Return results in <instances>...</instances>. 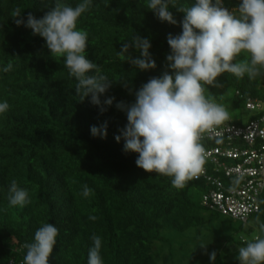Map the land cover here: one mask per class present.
<instances>
[{"label":"trees","instance_id":"obj_1","mask_svg":"<svg viewBox=\"0 0 264 264\" xmlns=\"http://www.w3.org/2000/svg\"><path fill=\"white\" fill-rule=\"evenodd\" d=\"M78 2L64 0L73 7ZM191 2L177 0L175 8L170 6L177 21L173 25L161 22L144 0H92L77 28L88 34L85 55L111 81L100 99L115 101L101 113L90 97L80 100L75 93V80L63 58L51 56L43 38L15 22L20 18L13 17L15 10L24 18L31 13L40 19L53 0H0V66L13 65L9 72H0V100L9 104L0 115V264H22L25 245L33 242L43 223H53L59 230L49 264H87L93 235L101 237L103 264H239L236 254L244 246L243 233L258 229L256 220L247 226L248 220L257 215L264 222V191L259 212L246 223L235 220L205 204L213 190L209 178H223L210 159L204 157L203 174L175 189L171 178L137 167V154L124 153L123 140L114 139L127 124L126 114L115 103H133L135 91L149 79L166 71L171 74L166 38L181 33L183 13L176 9ZM222 2L229 10L238 4ZM134 35L150 41L155 69L141 71L117 55ZM128 55L136 58L139 52L130 47ZM245 56L236 60H246ZM228 91L234 96L228 97ZM205 96L223 106L245 108L246 121L224 122L244 126L259 116L245 103L264 101V78L237 79L226 72L205 86ZM105 122L106 138L93 137L90 127ZM200 143L204 150L224 146L219 140ZM12 180L28 190L29 202L23 207L8 203ZM231 181L225 179V184L232 185ZM84 185L92 190L88 197L81 194ZM233 222L241 226L235 228ZM175 239L185 243L173 251ZM213 252L216 257L211 261Z\"/></svg>","mask_w":264,"mask_h":264},{"label":"clouds","instance_id":"obj_2","mask_svg":"<svg viewBox=\"0 0 264 264\" xmlns=\"http://www.w3.org/2000/svg\"><path fill=\"white\" fill-rule=\"evenodd\" d=\"M144 2L161 22L177 24L170 11V6L176 7L177 0ZM91 4L92 0H79L73 7L64 0H53V6L40 19L31 13L24 18L19 9L13 17H20L15 21L17 26L23 25L32 35L43 38L51 56L63 58L80 100L90 97V103L103 113L115 101V97L100 99L111 81L85 55L88 34L77 28L78 19ZM176 10L183 13L179 22L181 33L166 38L170 54L165 59L171 74L166 71L149 79L135 91L133 103H115V108L126 114L127 124L114 139L117 143L123 140L124 153L137 154V167L169 177L173 188L183 189L203 172L202 134L229 118L223 105L206 98L205 86L213 85L226 72L237 79L264 78V0H238L231 10L223 6L222 0H192L190 6ZM130 47L139 52L138 57L128 55ZM150 48L148 39L134 35L131 44L125 42L117 55L136 69L148 71L156 68ZM242 53L248 58L237 61ZM12 68V63H8L0 66V72L7 73ZM8 109V102L0 100V115ZM90 134L106 138L107 122L99 127L91 126ZM242 180L243 176L238 175L231 184L238 186ZM91 191L84 185L81 194L88 197ZM28 202V190L12 180L8 186L9 205L23 207ZM89 219L94 221L95 216ZM255 223L258 231L264 233V222L257 217ZM58 234L53 223L41 224L33 242L25 245L27 251L22 264H49ZM91 239L87 264H103L101 237L93 235ZM241 240L244 246L238 248L239 264H264V236H254L251 240L242 236ZM215 257V252L211 253L210 260L214 261Z\"/></svg>","mask_w":264,"mask_h":264},{"label":"built area","instance_id":"obj_3","mask_svg":"<svg viewBox=\"0 0 264 264\" xmlns=\"http://www.w3.org/2000/svg\"><path fill=\"white\" fill-rule=\"evenodd\" d=\"M245 104L247 110L259 115L255 120L239 127L222 123L205 131L201 138L224 143L203 153L214 164L215 173L223 174L222 179L209 178L213 190L205 197L206 206L244 223L259 212L264 191V101L248 99ZM238 175L243 176L242 182L235 187L228 185Z\"/></svg>","mask_w":264,"mask_h":264},{"label":"rangeland","instance_id":"obj_4","mask_svg":"<svg viewBox=\"0 0 264 264\" xmlns=\"http://www.w3.org/2000/svg\"><path fill=\"white\" fill-rule=\"evenodd\" d=\"M245 57H247V56H245ZM226 95L228 97L234 96V92L233 91H228V92H226ZM224 107H225V109L228 112V116H229L230 120H232V121H236V122L246 121L248 119V117H249L248 112L243 107L242 108H235V107H233L231 105H226ZM256 218H257V215L256 216H253L252 218H250L248 220L249 222H248L247 226H252L254 224V221L256 220ZM232 225L235 228H238V227L241 226V223H239V222H233ZM240 235L241 234L236 235V238H239ZM243 235H244V237H247L249 240H251L254 236H264V233H260L258 231V229H257L256 231H253L249 235H247L245 233H243ZM184 243L185 242H182V241H181V243L179 241H177V243H176V239H175L172 242L171 248L173 249V251H176V249L179 248V246L183 245ZM194 246L195 245L193 243H191V247L193 248ZM196 249H197V246H196V248L190 249V250L188 248V250H189L188 252L189 253H193ZM236 255H238V254H236ZM178 256H180V255H178ZM163 264H166V263H163Z\"/></svg>","mask_w":264,"mask_h":264}]
</instances>
